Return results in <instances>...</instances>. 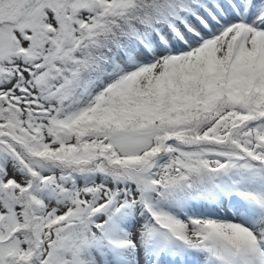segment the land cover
I'll return each instance as SVG.
<instances>
[{"label":"snow or ice","instance_id":"snow-or-ice-1","mask_svg":"<svg viewBox=\"0 0 264 264\" xmlns=\"http://www.w3.org/2000/svg\"><path fill=\"white\" fill-rule=\"evenodd\" d=\"M0 264H264V0H0Z\"/></svg>","mask_w":264,"mask_h":264}]
</instances>
